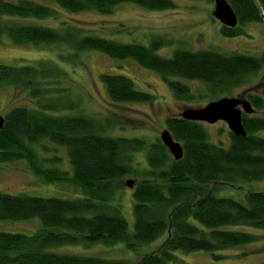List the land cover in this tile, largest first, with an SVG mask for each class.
I'll return each instance as SVG.
<instances>
[{"label":"trees","instance_id":"obj_1","mask_svg":"<svg viewBox=\"0 0 264 264\" xmlns=\"http://www.w3.org/2000/svg\"><path fill=\"white\" fill-rule=\"evenodd\" d=\"M54 1L72 12L95 10L105 14L122 2L153 10L175 6L173 0ZM228 1L239 23L236 27L222 24L224 35L243 34L246 23L264 21V0ZM57 14L51 5L35 0H1L0 39L7 36L20 45L65 43L74 53L59 54L64 59L88 50L102 51L113 58H132L143 67L158 71L178 100L197 97L183 80L203 82L210 98L218 99L251 83L264 68V56L237 50L178 48L171 56H164L158 53L168 44L162 36L155 37L149 45L124 43L83 34L79 27L66 21L61 28L25 21ZM100 77L114 102H146L154 98L136 88L134 81L124 74L105 72ZM70 83L67 70L50 59L22 65L0 62V87H18L33 102V106H15L4 115L0 162L25 159L42 182H69L82 192L78 198L0 192V220L39 217L43 224L40 231L31 234L0 230V264H129L123 258L60 253L51 248L80 242H123L135 249L166 232L167 238L159 250L144 255L138 264H169L178 260L179 251L204 250L220 259L224 257L220 253L223 250L260 239L256 233L227 226L245 224L264 229V192H249L246 201H240L218 196L208 191L207 185L264 179V136L258 134L264 130L263 114L244 113L247 135L238 136L230 131L228 146L212 141L202 122L180 114L167 118V128L184 148L183 158L175 160L159 137L151 142L143 137L113 135L117 121L80 109L82 98L74 96ZM247 96L256 113L264 107L262 95ZM67 111L68 114L63 113ZM42 139L67 147L72 174L58 166L40 164L33 144ZM145 149L148 167L141 168L134 153ZM128 176L137 178L132 188V230L120 204Z\"/></svg>","mask_w":264,"mask_h":264},{"label":"rangeland","instance_id":"obj_2","mask_svg":"<svg viewBox=\"0 0 264 264\" xmlns=\"http://www.w3.org/2000/svg\"><path fill=\"white\" fill-rule=\"evenodd\" d=\"M1 1V0H0ZM20 1V0H8ZM54 7L58 14L51 18H33L26 22L53 28H61L64 21L77 26L83 34L99 35L124 43H141L149 45L151 40L162 36L168 41L158 53L171 56L178 48L188 50L216 49L222 52L237 50L256 56H264V21L248 22L245 32L237 36L222 33V23L213 16L215 3L210 0H173L175 6L165 9H148L132 2L119 3L111 13L105 14L95 10L72 12L57 4L54 0H35ZM264 20V16H263ZM74 49L65 43L16 44L9 37L0 39V62L11 65L34 64L48 60L65 68L71 79L74 96H80L79 108L91 115L111 117L117 121L113 135L143 137L154 142L165 128L166 119L178 116L184 109L201 107L215 100L208 94V86L201 81L183 80L196 94L192 100H178L172 89L158 71L140 65L132 58H113L98 50L79 52L78 56L64 59L59 54L70 55ZM120 73L130 77L136 88L154 95L146 102H114L110 99L101 80V73ZM264 68L254 80L235 89L231 94L248 97L247 94L263 95ZM217 99V98H216ZM79 100V99H76ZM32 99L24 90L7 85L0 87V114L6 115L15 106H33ZM28 104V105H27ZM58 112L56 114H61ZM68 114L69 111L63 112ZM264 115L263 108L254 115ZM252 115V114H249ZM204 123L211 140L228 146L231 140L230 128L226 121ZM264 136V130L258 133ZM43 167L66 169L73 173L68 149L48 139L33 144ZM135 161L141 168L148 167L147 149L134 153ZM52 158H58L52 160ZM124 179L121 192L122 214L133 229L134 203L133 187L126 185ZM210 192L218 196H229L246 201L249 192H264V179L242 181L237 183H212L207 185ZM0 192L27 193L44 197L78 198L81 190L69 182H42L32 171L25 159L0 162ZM195 222L194 220H192ZM197 223V222H196ZM198 224V223H197ZM231 229L256 233L260 239L256 242L235 246L223 250V258L216 259L210 252L200 250L177 253L178 260L169 264H264V229L250 225H229ZM43 228L39 217L25 220H0V230L7 232L34 233ZM167 232L158 239L135 249H129L123 242L107 244L75 243L52 247L60 253H72L85 256L123 258L129 264H138L141 258L159 250L167 238Z\"/></svg>","mask_w":264,"mask_h":264},{"label":"water","instance_id":"obj_3","mask_svg":"<svg viewBox=\"0 0 264 264\" xmlns=\"http://www.w3.org/2000/svg\"><path fill=\"white\" fill-rule=\"evenodd\" d=\"M213 1L215 3L213 16L225 26L236 27L239 23V19L230 2L228 0ZM244 113H256V108L253 106L250 99L246 96L239 97L231 95L209 101L206 105L201 107L186 108L180 113V115L185 119L199 122L215 123L219 120H223L227 122L230 131L235 135L245 136L247 135V131L243 123ZM5 120V116L0 114V128L4 126ZM160 138L175 160L183 158V145L180 141L174 138L169 128L163 130ZM126 185L133 187L135 185V180L128 179Z\"/></svg>","mask_w":264,"mask_h":264},{"label":"bare ground","instance_id":"obj_4","mask_svg":"<svg viewBox=\"0 0 264 264\" xmlns=\"http://www.w3.org/2000/svg\"><path fill=\"white\" fill-rule=\"evenodd\" d=\"M182 144V143H181ZM183 145V144H182Z\"/></svg>","mask_w":264,"mask_h":264}]
</instances>
